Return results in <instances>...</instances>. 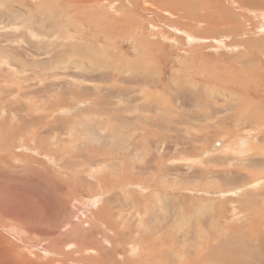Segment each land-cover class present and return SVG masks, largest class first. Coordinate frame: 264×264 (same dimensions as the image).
Returning <instances> with one entry per match:
<instances>
[{
	"label": "rangeland",
	"instance_id": "374dc122",
	"mask_svg": "<svg viewBox=\"0 0 264 264\" xmlns=\"http://www.w3.org/2000/svg\"><path fill=\"white\" fill-rule=\"evenodd\" d=\"M200 2L150 35L137 26L155 13L129 0H0V264L261 253L264 7ZM118 107L126 118L108 120Z\"/></svg>",
	"mask_w": 264,
	"mask_h": 264
},
{
	"label": "bare ground",
	"instance_id": "6f19581e",
	"mask_svg": "<svg viewBox=\"0 0 264 264\" xmlns=\"http://www.w3.org/2000/svg\"><path fill=\"white\" fill-rule=\"evenodd\" d=\"M43 1V0H42ZM130 1V3L129 4H131V5H133L132 6V8L133 9H138L137 11H140V9H142V8H145V9H149L151 12H154L155 14V16H154V18H152V20H146V21H142V23H140V24H138L139 26H137V29H138V27H141V25H144L140 30L141 31H145V28L147 29V28H153V29H155L156 30V32H157V34H162V33H164L163 31H161L162 30V28H160V25L158 24L159 22H162L163 20H165L164 21V24L165 25H167L168 23H170V22H174L171 18H176V20L178 21L179 19H181V17H183V18H191L192 16H191V14L189 13V12H187L186 11V5L188 4H190V3H193V2H197L198 4H201V2H200V0H145V1H142V2H144V4H142L141 6H139V5H137V0H129ZM204 2H203V4L205 5V6H209V5H211V6H214V5H216L218 2H219V0H203ZM227 1H230V0H227ZM48 2V1H47ZM113 2V1H112ZM139 2V1H138ZM251 3V4H253L251 7H253V6H255V5H257V3L259 4V6H263L264 7V0H242V3L243 4H246V3ZM23 3V2H22ZM115 3V2H114ZM146 3L147 4H149L150 5V8H148V7H146L145 5H146ZM50 4V3H49ZM76 4V3H75ZM82 4H84V3H82ZM109 7V6H108ZM128 7H129V5H128ZM229 7V6H228ZM89 9V8H88ZM127 9V8H126ZM257 9H260V8H257ZM199 10V9H198ZM55 11V10H54ZM70 12H71V10H69ZM207 11V10H206ZM209 11V10H208ZM212 11V10H211ZM263 11V10H262ZM8 12V11H7ZM213 12V11H212ZM257 12V11H256ZM12 13V12H11ZM17 13V12H16ZM15 13V14H16ZM261 13V12H260ZM79 15V14H78ZM197 15V14H196ZM260 15V14H259ZM15 16V15H14ZM116 16V15H115ZM39 17V16H38ZM200 17V16H199ZM203 17H204V15H203ZM52 18V17H51ZM122 18V17H121ZM53 19V18H52ZM58 19V18H57ZM73 19V18H72ZM56 20V19H55ZM63 20V19H62ZM66 20V19H65ZM64 20V21H65ZM185 20V19H184ZM259 26L257 27L258 28V30L260 31V30H263V32H264V12H263V15L262 16H260L259 17ZM10 21V20H9ZM58 21V20H57ZM56 21V23H58ZM122 21V20H121ZM136 21V20H135ZM205 21V20H204ZM12 22V21H11ZM15 22V21H14ZM47 22H51V21H47ZM90 22V21H89ZM123 22V21H122ZM134 23V22H133ZM202 23V22H201ZM16 24H17V22H16ZM20 24H22V23H20ZM43 24V23H42ZM50 25L51 26H53L54 24H53V22H51L50 23ZM155 25H157V26H155ZM18 26V25H17ZM56 26V25H55ZM133 27V26H132ZM51 28V27H50ZM53 28V27H52ZM176 29H180V30H182L181 28H177V27H175ZM207 28V27H206ZM32 29H33V27H32ZM45 29V28H44ZM50 30H53V29H50ZM256 30V29H255ZM47 31L49 32V27H48V29H47ZM56 31V30H55ZM68 31V30H67ZM147 31H148V29H147ZM183 31V30H182ZM46 32V31H45ZM44 32V33H45ZM57 32V31H56ZM254 32H256V31H254ZM262 32V33H263ZM34 33H36V32H34ZM146 33V32H145ZM148 33H150V35L152 34L153 35V33L152 32H150V31H148ZM47 35H51V33H46ZM155 34V33H154ZM191 34H194L191 38H194V39H191L192 41H194L195 39H197V37L198 36H196L197 34H195V33H191ZM260 34V33H259ZM101 35V34H100ZM156 36V35H155ZM158 36V35H157ZM160 36V35H159ZM50 37V36H49ZM52 37V36H51ZM263 37H264V35H263ZM257 38H259V37H257ZM257 38H254V39H257ZM142 39V38H141ZM7 40V39H6ZM5 40V41H6ZM259 40V39H258ZM260 40H262V39H260ZM259 40V41H260ZM249 40H247V41H244L243 42V44H245V46H247V42H248ZM262 42H264V38H263V40H262ZM262 42H261V44H262ZM253 43V42H252ZM258 43V42H257ZM152 46H158V48L159 49H162V48H164V46H162L161 44H159V43H157V44H154V43H152L151 44ZM262 46H263V44H262ZM66 48V47H65ZM260 49V48H259ZM7 50V49H6ZM188 52V51H187ZM201 52V51H200ZM253 52V51H252ZM35 53V52H34ZM103 54V53H102ZM158 54V53H157ZM197 54V53H196ZM201 54V53H200ZM203 55L201 54V57H202ZM196 57H198L197 55H196ZM36 58V57H35ZM104 58V57H103ZM102 59V58H101ZM161 59H163V58H160V56H157L156 58H155V61L156 62H160V60ZM194 60V59H193ZM181 61H183L184 62V59L183 60H181ZM211 61V60H210ZM182 63V62H181ZM9 64H10V62H9ZM188 64V63H187ZM205 65V64H204ZM12 66V65H11ZM190 66V65H189ZM194 66V65H193ZM192 66V67H193ZM23 68H25V67H23ZM195 68L197 69V70H199L200 69V67H198V66H195ZM192 70V69H191ZM194 70V69H193ZM80 71V70H79ZM200 71V70H199ZM81 72V71H80ZM12 73V72H11ZM25 73V72H24ZM24 73H22L23 75H24ZM30 73V72H29ZM86 73H87V71H86ZM14 74H16V71H15V73ZM7 75V74H6ZM26 75V74H25ZM14 76V75H13ZM13 76H11V77H13ZM31 76V75H30ZM196 76V75H195ZM197 76H199V75H197ZM19 77V76H18ZM41 77V76H40ZM82 77V76H81ZM84 75H83V79H84ZM203 77L205 78V79H208L207 81H209L210 79H211V75H209V74H205V75H203ZM16 78H17V76H16ZM32 78V77H31ZM50 78V77H49ZM11 79V78H10ZM91 79V78H90ZM14 80V79H13ZM16 80V79H15ZM23 80V79H22ZM28 80V79H27ZM96 81V80H95ZM8 82V81H7ZM22 82V81H21ZM20 82V83H21ZM15 83V82H14ZM16 83H18V81L16 82ZM26 83V82H25ZM17 85V84H16ZM15 86V85H14ZM29 86V85H28ZM25 87V85H22V84H20V85H18V87H17V91H18V93L20 92L21 93V91L23 90V88ZM13 88V87H12ZM107 88V87H106ZM80 89V88H79ZM25 90V89H24ZM65 90V89H64ZM47 91V90H46ZM63 91V90H62ZM66 91V90H65ZM83 91V90H82ZM66 94V93H65ZM79 95V94H78ZM70 96V95H69ZM80 96H81V94H80ZM6 97V96H5ZM100 97V96H99ZM2 98H3V96H2ZM5 99V98H4ZM3 99V100H4ZM164 99V98H163ZM7 100V99H6ZM58 101H59V103L61 104H66V102H65V99L64 98H62V97H60V96H58V99H57ZM95 105L99 102V98L98 97H96L95 98ZM253 100V99H252ZM2 101V100H1ZM0 101V102H1ZM8 101V100H7ZM6 101V102H7ZM4 102H5V100H4ZM8 103V102H7ZM94 103V102H93ZM2 104H3V102H2ZM7 105V104H6ZM56 106H58V104H57V101H56V103H53V105L51 106V108H54V109H56ZM7 107V106H6ZM21 107V106H20ZM149 107V106H148ZM147 107V108H148ZM93 108H95V106H93ZM11 109V108H10ZM22 109H23V107H22ZM29 109H32V108H29ZM131 108H130V106H129V108H127V110H130ZM7 111V108H4V105H0V114L2 113V112H4V111ZM15 110V109H14ZM33 110V109H32ZM51 110V109H50ZM126 108H124V107H118L117 108V111L115 112V113H111V112H108L107 113V119L108 120H110V119H112L113 118V121H114V118H116V120L117 119H119V120H124L125 118H126ZM9 112H11L10 110H9ZM17 112V111H16ZM14 113V112H13ZM165 115H168V114H170V111H169V108L167 107L166 108V111L165 112H163ZM235 113V112H234ZM7 114V113H6ZM8 114H10V113H8ZM31 114H32V112H31ZM56 114V113H55ZM1 116H3L4 117V115H1ZM21 117V116H20ZM47 117H48V115H47ZM47 117L44 119V121H46V119H47ZM34 118V117H33ZM177 118V117H176ZM38 119V118H37ZM154 120V117H149V116H144V117H141L140 118V122H142V121H146V122H151V121H153ZM163 120L165 121V125L167 124V120L168 121H170V124H171V121L173 120H171V117H168V118H163ZM55 121H57V120H55ZM174 121V120H173ZM108 123V122H107ZM113 123V122H112ZM82 124V123H81ZM22 127V126H21ZM144 131V130H143ZM234 131V130H233ZM144 135H150V132L149 131H146L145 133H143ZM121 136H122V134H120ZM35 136V135H34ZM33 136V137H34ZM148 136H146V137H148ZM145 137V138H146ZM146 139H148V138H146ZM233 140V139H232ZM119 142L121 141V140H118ZM219 141V140H218ZM36 142H38V141H36ZM163 142H166V140H164ZM229 142V141H228ZM231 143V142H230ZM215 146V145H214ZM227 146H229V145H227ZM222 147V146H221ZM216 148V147H215ZM251 149L252 150H255V151H262L263 150V148L261 149V146H253V147H251ZM122 158H124V156H121ZM90 159V158H89ZM71 161V160H70ZM206 163V162H205ZM69 165V164H68ZM123 168V167H122ZM121 168V169H122ZM239 171V170H238ZM140 175V174H139ZM127 177H128V175H127ZM133 177H134V175H133ZM132 177V175L129 177V178H127V180H134L135 178H133ZM261 181H262V179H261ZM174 191V190H173ZM110 193V192H109ZM165 195H166V193H165ZM137 198V197H136ZM244 201V200H243ZM122 213V212H121ZM155 214V213H154ZM147 215V214H146ZM143 216V215H142ZM22 220V219H21ZM145 222V221H144ZM13 225V224H12ZM19 225V224H18ZM23 225V224H22ZM256 227V226H255ZM23 228V227H22ZM258 228H260V227H258ZM201 232V231H200ZM125 234V233H124ZM76 235V234H75ZM249 235V234H248ZM186 239V238H185ZM117 240V239H116ZM206 240V239H205ZM195 241V240H194ZM248 242V241H247ZM250 242H253V241H250ZM236 243V242H235ZM244 243V242H243ZM246 243V242H245ZM244 245V244H243ZM246 245H248V243L246 244ZM245 245V246H246ZM259 245H260V252L261 253H259V254H255V253H252V252H250L249 253V251L250 250H248L247 252L249 253V256H245L246 254H248V253H246L245 255H243L242 256V252L239 254V251L240 250H230V249H226V250H224V253L223 254H226V255H228V253H230V255H228L229 256V259H230V261H228V262H224V264H256V262L257 261H259V263L258 264H264V236H262L261 237V239H260V241H259ZM242 246V245H241ZM244 246V247H245ZM252 247V244L251 245H248L247 247ZM17 247V246H16ZM16 247H14V248H16ZM133 247V246H132ZM251 247H250V249H251ZM20 248V247H19ZM243 248V247H242ZM109 249V248H108ZM2 250H4V249H2ZM137 250V249H136ZM212 250V249H211ZM245 250V249H244ZM243 250V251H244ZM252 250H254V249H252ZM209 252H211V251H209ZM215 252V251H214ZM257 252V251H256ZM12 253V252H11ZM11 253H10V255H11ZM17 253H18V251H17ZM213 253V252H212ZM8 254H9V252H8ZM6 257V256H5ZM8 258V257H7ZM16 258H18V257H16ZM15 258V259H16ZM186 258V257H185ZM1 259V258H0ZM18 260V259H17ZM17 260H15L16 262H18ZM219 260V259H218ZM20 261V260H19ZM166 261V260H165ZM7 262V261H6ZM12 262V261H11ZM223 263V262H222Z\"/></svg>",
	"mask_w": 264,
	"mask_h": 264
}]
</instances>
